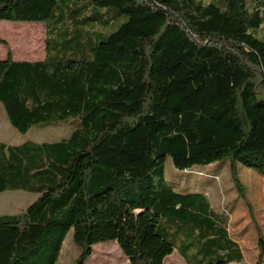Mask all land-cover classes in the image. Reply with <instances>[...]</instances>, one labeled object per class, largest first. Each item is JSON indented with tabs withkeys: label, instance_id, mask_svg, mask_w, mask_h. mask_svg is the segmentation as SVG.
<instances>
[{
	"label": "trees",
	"instance_id": "trees-1",
	"mask_svg": "<svg viewBox=\"0 0 264 264\" xmlns=\"http://www.w3.org/2000/svg\"><path fill=\"white\" fill-rule=\"evenodd\" d=\"M220 3L0 0V22H44L46 33L43 61L15 60L0 39L10 124L26 134L78 121L61 142H0V194L38 195L0 216V264H57L70 230L77 264L108 242L127 264H164L179 252L159 232L164 224L186 238V262L244 261L227 218L205 196L175 191L165 174L170 158L181 171L228 160L234 172L252 164L264 176V0Z\"/></svg>",
	"mask_w": 264,
	"mask_h": 264
},
{
	"label": "rangeland",
	"instance_id": "rangeland-1",
	"mask_svg": "<svg viewBox=\"0 0 264 264\" xmlns=\"http://www.w3.org/2000/svg\"><path fill=\"white\" fill-rule=\"evenodd\" d=\"M221 6L220 0H203ZM27 23L0 22V39L7 43L17 61H42L46 58V33L44 22ZM35 26V27H30ZM36 32L34 37L16 41L12 38L20 30ZM259 38L264 39V25ZM11 38V39H10ZM36 39H38L36 41ZM38 43L39 50L32 48ZM0 52L7 54V48L0 44ZM3 60V59H2ZM78 121L71 119L65 123L33 127L28 133L16 131L7 119L0 104V142L18 146L26 142L55 143L68 139L76 129ZM166 180L169 186L180 193H198L205 196L213 212L229 221L231 238L237 242L244 254V261L232 264H258L261 254V239L264 244V176L258 174L252 164H238L235 172L228 160L210 165H197L188 171L176 169L170 158L166 160ZM238 177L242 190L234 180ZM38 198L37 194L23 191L0 194V216L16 215L25 211ZM159 232L175 242L179 252L168 256L164 264H191L181 255V242L186 238L177 233L168 224L159 228ZM187 242H191V239ZM186 242V243H187ZM193 251V250H192ZM195 251V250H194ZM81 249L74 242V231L70 230L60 253L57 264H77ZM86 264H127L121 249L115 242L98 244ZM264 264V260L261 262Z\"/></svg>",
	"mask_w": 264,
	"mask_h": 264
},
{
	"label": "crops",
	"instance_id": "crops-1",
	"mask_svg": "<svg viewBox=\"0 0 264 264\" xmlns=\"http://www.w3.org/2000/svg\"><path fill=\"white\" fill-rule=\"evenodd\" d=\"M29 25V24H28ZM30 25H35V24H30ZM11 39V38H10ZM1 48V47H0ZM6 58V54H4L3 52H0V60H4ZM21 61H25V60H21ZM40 61V60H39ZM43 61V60H42ZM28 62H35V61H28Z\"/></svg>",
	"mask_w": 264,
	"mask_h": 264
},
{
	"label": "water",
	"instance_id": "water-1",
	"mask_svg": "<svg viewBox=\"0 0 264 264\" xmlns=\"http://www.w3.org/2000/svg\"><path fill=\"white\" fill-rule=\"evenodd\" d=\"M1 61V60H0Z\"/></svg>",
	"mask_w": 264,
	"mask_h": 264
}]
</instances>
